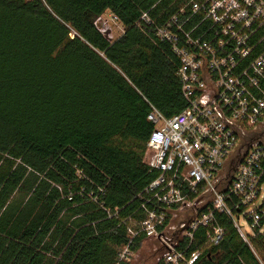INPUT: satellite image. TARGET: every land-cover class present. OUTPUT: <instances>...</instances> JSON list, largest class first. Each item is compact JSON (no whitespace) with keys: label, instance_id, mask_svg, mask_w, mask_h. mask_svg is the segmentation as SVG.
Segmentation results:
<instances>
[{"label":"trees","instance_id":"16d2710c","mask_svg":"<svg viewBox=\"0 0 264 264\" xmlns=\"http://www.w3.org/2000/svg\"><path fill=\"white\" fill-rule=\"evenodd\" d=\"M189 1L0 0V264L117 263L158 175L144 161L147 116L188 105L155 30ZM107 11L124 28L114 39L95 24ZM222 221L194 264H261ZM204 240L203 229L193 249Z\"/></svg>","mask_w":264,"mask_h":264},{"label":"built area","instance_id":"2783aa9c","mask_svg":"<svg viewBox=\"0 0 264 264\" xmlns=\"http://www.w3.org/2000/svg\"><path fill=\"white\" fill-rule=\"evenodd\" d=\"M106 13L95 24L114 39L112 22L120 19ZM141 19L155 24L146 12ZM155 35L179 58L188 105L171 117L153 106L147 116L154 129L144 161L158 175L138 195L143 217L126 221L130 243L116 264L131 262L141 236L157 241L159 264H194L222 240V220L260 260L255 238L264 235V0H190ZM203 229L205 240L193 249Z\"/></svg>","mask_w":264,"mask_h":264},{"label":"rangeland","instance_id":"374dc122","mask_svg":"<svg viewBox=\"0 0 264 264\" xmlns=\"http://www.w3.org/2000/svg\"><path fill=\"white\" fill-rule=\"evenodd\" d=\"M109 13L110 12L107 11L106 18L110 15ZM98 26L103 29V25L101 23ZM112 28V35L114 38L119 37L122 32L121 29L123 28L122 24H115L112 22ZM245 227L248 230V226ZM157 247L158 243L156 240L150 238L146 239L142 242L140 247L133 252L131 256V264H159L158 252L156 251ZM256 248L257 254L260 256L262 264H264V239L256 243Z\"/></svg>","mask_w":264,"mask_h":264}]
</instances>
